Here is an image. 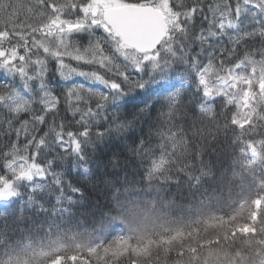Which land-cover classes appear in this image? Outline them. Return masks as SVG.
I'll use <instances>...</instances> for the list:
<instances>
[{
  "label": "trees",
  "instance_id": "1",
  "mask_svg": "<svg viewBox=\"0 0 264 264\" xmlns=\"http://www.w3.org/2000/svg\"><path fill=\"white\" fill-rule=\"evenodd\" d=\"M10 2L15 8L20 0ZM241 13L240 30H232L244 61L241 74L264 72V34L256 23L264 12L245 14L241 5ZM47 22L27 9L15 17L0 11V28L13 33L11 42L28 39L29 47L32 29ZM235 60L225 56V66ZM228 73L216 65L208 79ZM202 87L203 103L183 91L153 97L149 105L155 108L134 109L130 127L114 129L102 141L93 137L85 148L91 172L73 175L84 196L66 205L68 212L53 213V198L41 196L36 203L44 202L47 212L25 206L22 215L0 213V264H53L58 256L63 264H264V89L255 87L251 113L241 124L237 102L210 97ZM140 138L160 165L150 175L128 151Z\"/></svg>",
  "mask_w": 264,
  "mask_h": 264
},
{
  "label": "snow or ice",
  "instance_id": "2",
  "mask_svg": "<svg viewBox=\"0 0 264 264\" xmlns=\"http://www.w3.org/2000/svg\"><path fill=\"white\" fill-rule=\"evenodd\" d=\"M241 5L245 14L264 12V0H20L15 8L0 0L10 17L27 9L48 20L32 29V47L0 28V213L22 215L25 206L47 212L36 203L41 196L53 198V213L68 212L84 196L73 175L91 172L85 148L93 137L130 127L134 109L155 108L153 97L183 91L203 103L202 82L216 65L239 77L244 61L232 30L243 22ZM144 23L153 30L142 38L136 26ZM256 23L264 34V20ZM225 56L235 63L225 66ZM128 151L140 157L143 175L159 169L143 138ZM112 161L117 167L118 157Z\"/></svg>",
  "mask_w": 264,
  "mask_h": 264
},
{
  "label": "rangeland",
  "instance_id": "3",
  "mask_svg": "<svg viewBox=\"0 0 264 264\" xmlns=\"http://www.w3.org/2000/svg\"><path fill=\"white\" fill-rule=\"evenodd\" d=\"M235 70L229 72L226 76L220 77L213 83L208 78L202 82L205 87L206 94L210 97L224 95L230 101L237 102L242 110V117L238 119L241 124L247 123L248 115L251 113L253 98L256 94L255 87L261 91L264 87V72L252 71L251 75L241 74L239 77L234 75ZM253 158H256L257 153L255 150L250 151ZM260 201L256 203L258 207Z\"/></svg>",
  "mask_w": 264,
  "mask_h": 264
},
{
  "label": "water",
  "instance_id": "4",
  "mask_svg": "<svg viewBox=\"0 0 264 264\" xmlns=\"http://www.w3.org/2000/svg\"><path fill=\"white\" fill-rule=\"evenodd\" d=\"M152 30H153V25L151 23H144L136 26V31L142 38L150 34Z\"/></svg>",
  "mask_w": 264,
  "mask_h": 264
}]
</instances>
